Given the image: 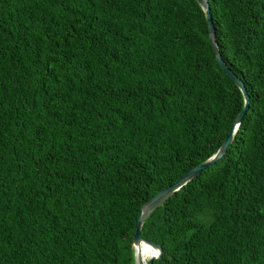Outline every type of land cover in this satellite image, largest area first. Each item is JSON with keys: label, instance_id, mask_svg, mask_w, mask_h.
I'll use <instances>...</instances> for the list:
<instances>
[{"label": "trees", "instance_id": "16d2710c", "mask_svg": "<svg viewBox=\"0 0 264 264\" xmlns=\"http://www.w3.org/2000/svg\"><path fill=\"white\" fill-rule=\"evenodd\" d=\"M208 4L249 104L151 264H264V0ZM244 105L197 0H0V264H136Z\"/></svg>", "mask_w": 264, "mask_h": 264}, {"label": "water", "instance_id": "95a60500", "mask_svg": "<svg viewBox=\"0 0 264 264\" xmlns=\"http://www.w3.org/2000/svg\"><path fill=\"white\" fill-rule=\"evenodd\" d=\"M200 5L204 8L206 19H207V26H208V33L209 38L213 47V50L215 52V56L221 65V67L224 69V71L234 80L236 85L240 88V90L243 93V96L245 98V105L238 113V115L235 117V119L232 122V125L230 127V131L224 141L222 142L220 148L218 151L207 161L203 162L200 165H197L191 169H189L185 174H183L181 177H179L173 184L167 186L166 188L160 190L155 195H153L150 199H148L146 202H144L139 210L138 218L135 222V234L133 237V244L135 246V257H136V263L137 264H144V260L142 258V247L144 244L157 249L158 255H153L150 257L146 264H151L152 260L160 257L162 254V248L160 245L155 244L150 241H146L141 236V226L144 220L150 215L152 211H154L157 207H159L165 200H167L170 196H172L178 189H180L183 185H185L188 181L192 180L196 175L202 172L205 168L215 163L217 160L223 157V155L226 153L230 142L232 138V134L236 126L241 122L244 113L246 112L249 104V95L247 93V90L244 86V83L240 78H238L225 64L223 61L220 52L216 45V38H215V30H214V24L212 21V16L210 13V8L208 4V0H197Z\"/></svg>", "mask_w": 264, "mask_h": 264}, {"label": "bare ground", "instance_id": "6f19581e", "mask_svg": "<svg viewBox=\"0 0 264 264\" xmlns=\"http://www.w3.org/2000/svg\"><path fill=\"white\" fill-rule=\"evenodd\" d=\"M155 251L153 250L152 247L144 244L143 247H142V256L143 257H149V256H152L154 255Z\"/></svg>", "mask_w": 264, "mask_h": 264}, {"label": "rangeland", "instance_id": "374dc122", "mask_svg": "<svg viewBox=\"0 0 264 264\" xmlns=\"http://www.w3.org/2000/svg\"><path fill=\"white\" fill-rule=\"evenodd\" d=\"M153 250L155 251L154 255H158V251H157V249L153 248ZM152 256H153V255H152ZM152 256H149V257H143V256H142V258H143V260H144V264H146L147 261H148V259H149L150 257H152ZM136 264H137V263H136Z\"/></svg>", "mask_w": 264, "mask_h": 264}]
</instances>
